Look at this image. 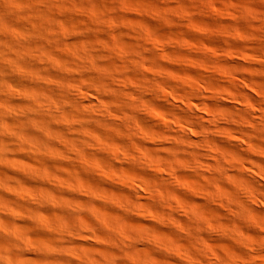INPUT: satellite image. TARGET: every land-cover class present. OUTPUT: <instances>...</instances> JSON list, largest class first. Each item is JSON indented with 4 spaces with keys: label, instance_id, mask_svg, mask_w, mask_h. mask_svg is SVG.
Masks as SVG:
<instances>
[{
    "label": "clouds",
    "instance_id": "9594fccd",
    "mask_svg": "<svg viewBox=\"0 0 264 264\" xmlns=\"http://www.w3.org/2000/svg\"><path fill=\"white\" fill-rule=\"evenodd\" d=\"M0 264H264V0H0Z\"/></svg>",
    "mask_w": 264,
    "mask_h": 264
}]
</instances>
